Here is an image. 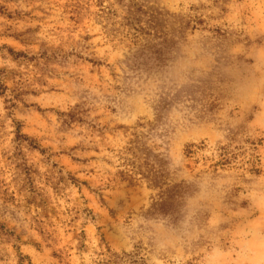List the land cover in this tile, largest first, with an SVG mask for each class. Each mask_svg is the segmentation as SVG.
Returning <instances> with one entry per match:
<instances>
[{
	"label": "rangeland",
	"instance_id": "1",
	"mask_svg": "<svg viewBox=\"0 0 264 264\" xmlns=\"http://www.w3.org/2000/svg\"><path fill=\"white\" fill-rule=\"evenodd\" d=\"M134 253L264 264V0H0V264Z\"/></svg>",
	"mask_w": 264,
	"mask_h": 264
},
{
	"label": "trees",
	"instance_id": "2",
	"mask_svg": "<svg viewBox=\"0 0 264 264\" xmlns=\"http://www.w3.org/2000/svg\"><path fill=\"white\" fill-rule=\"evenodd\" d=\"M193 145H189L188 147H192ZM196 147V145H194ZM197 148V147H196ZM195 153V149H191L189 148L187 150V154H192ZM125 257H127L128 262L130 264H134V263H139L142 262L143 258L138 256V253H134V254H124Z\"/></svg>",
	"mask_w": 264,
	"mask_h": 264
}]
</instances>
